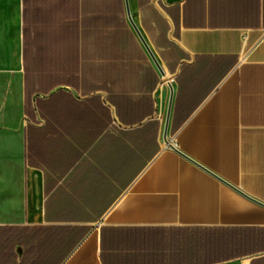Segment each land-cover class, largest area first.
Listing matches in <instances>:
<instances>
[{
    "label": "crops",
    "instance_id": "0c3cea01",
    "mask_svg": "<svg viewBox=\"0 0 264 264\" xmlns=\"http://www.w3.org/2000/svg\"><path fill=\"white\" fill-rule=\"evenodd\" d=\"M7 14L0 227L29 260L264 264V0Z\"/></svg>",
    "mask_w": 264,
    "mask_h": 264
},
{
    "label": "trees",
    "instance_id": "16d2710c",
    "mask_svg": "<svg viewBox=\"0 0 264 264\" xmlns=\"http://www.w3.org/2000/svg\"><path fill=\"white\" fill-rule=\"evenodd\" d=\"M30 237L27 232H22L21 228L0 227V264H40L38 259L31 261L28 258L32 252H37L36 244L33 247L29 246ZM27 245V249L23 252L20 261H16L17 253L15 245ZM208 261L199 262L198 264H208Z\"/></svg>",
    "mask_w": 264,
    "mask_h": 264
},
{
    "label": "rangeland",
    "instance_id": "374dc122",
    "mask_svg": "<svg viewBox=\"0 0 264 264\" xmlns=\"http://www.w3.org/2000/svg\"><path fill=\"white\" fill-rule=\"evenodd\" d=\"M17 0H0V18H8L7 12L13 15Z\"/></svg>",
    "mask_w": 264,
    "mask_h": 264
},
{
    "label": "water",
    "instance_id": "95a60500",
    "mask_svg": "<svg viewBox=\"0 0 264 264\" xmlns=\"http://www.w3.org/2000/svg\"><path fill=\"white\" fill-rule=\"evenodd\" d=\"M151 57L153 58V56L151 55ZM154 59V58H153ZM167 120H168V114L166 116V123H165V128H164V133L166 135V130H167Z\"/></svg>",
    "mask_w": 264,
    "mask_h": 264
}]
</instances>
